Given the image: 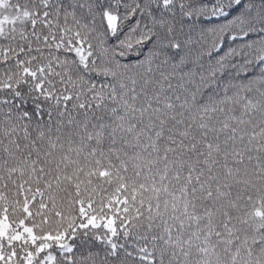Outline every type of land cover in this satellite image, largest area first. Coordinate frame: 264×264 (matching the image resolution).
I'll list each match as a JSON object with an SVG mask.
<instances>
[{"label":"snow or ice","instance_id":"6c2138e0","mask_svg":"<svg viewBox=\"0 0 264 264\" xmlns=\"http://www.w3.org/2000/svg\"><path fill=\"white\" fill-rule=\"evenodd\" d=\"M0 264H264V0H0Z\"/></svg>","mask_w":264,"mask_h":264}]
</instances>
